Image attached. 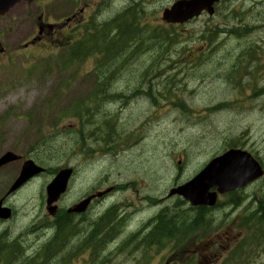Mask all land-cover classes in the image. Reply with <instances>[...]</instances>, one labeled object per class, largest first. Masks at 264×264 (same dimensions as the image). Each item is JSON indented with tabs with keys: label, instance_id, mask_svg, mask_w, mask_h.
I'll use <instances>...</instances> for the list:
<instances>
[{
	"label": "rangeland",
	"instance_id": "374dc122",
	"mask_svg": "<svg viewBox=\"0 0 264 264\" xmlns=\"http://www.w3.org/2000/svg\"><path fill=\"white\" fill-rule=\"evenodd\" d=\"M46 1L49 5L44 12L50 14V21L76 7V0ZM129 1L113 0L98 16H90V9L81 18H87L84 24L93 17L101 23L116 16ZM132 1L139 5L130 16H136L137 23L141 17L138 26L147 29L141 38L145 45L141 47L139 39L113 52L119 75L112 79L110 89L114 86L113 94H130L136 86L154 84L159 98L156 106L146 93L133 100L97 96L100 70L112 74L113 67L100 69L103 65L96 56L74 59L69 48L59 47L64 44L57 29L47 31L37 45L23 49L38 34L35 20L41 9L36 4L22 3L0 21V38L6 47V53L0 54V156L12 150L47 168L45 174L5 200L16 211L12 220L0 224V230L7 228L12 237L19 235L28 247L48 237L41 230L51 218L46 210V186L60 168L73 166L77 172L59 205L72 206L89 191L110 185L119 190H113L103 202L98 200L90 215L99 216L114 202L135 199L138 205L144 204L145 209L137 210L139 214L124 227L122 236H127L126 230L155 213L149 198H167L171 188L191 179L230 145L254 153L264 164V0H227L215 15H204L177 28L161 18L173 0ZM98 3L94 0L95 10ZM128 27L139 33L136 27ZM233 27L239 28L240 35L230 31ZM93 36V44H98ZM153 37L157 44L148 42ZM114 39L108 35V44ZM67 40L64 37L70 44ZM165 86L171 87L170 94ZM218 104L221 106L216 107ZM74 108L76 116L70 112ZM24 159L0 167V199L16 180ZM123 183L126 186L120 188L118 184ZM239 194L247 197L238 209L228 203L233 194L220 197L221 206L214 214L222 228L210 231L202 241L212 240L216 233L223 244L232 237V246L242 240L241 219L264 199V177ZM179 198L170 197L167 203H177ZM178 205L182 206L181 202ZM181 216L188 219L190 214L177 213L175 218ZM88 218L93 226L94 219ZM89 230L87 227L84 233ZM84 236L72 237L74 245L80 246ZM122 236L109 239L100 254H93L91 264H139L142 256L152 259L154 251L117 250ZM70 248L76 247L66 246ZM205 248L198 246L200 252ZM201 261L221 263L219 259ZM246 264H264V245Z\"/></svg>",
	"mask_w": 264,
	"mask_h": 264
},
{
	"label": "water",
	"instance_id": "95a60500",
	"mask_svg": "<svg viewBox=\"0 0 264 264\" xmlns=\"http://www.w3.org/2000/svg\"><path fill=\"white\" fill-rule=\"evenodd\" d=\"M22 0H0V16L7 13L12 7ZM33 1V0H28ZM215 0H183L176 3L171 9L164 13V19L168 22H185L198 15L199 7L206 8L212 12L211 4ZM201 8V9H202ZM3 48L0 43V52ZM19 159L13 152H7L0 159V166ZM44 169L35 164L33 160H27L22 168L21 174L10 192L15 191L30 178L42 172ZM72 169H64L58 173L56 178L48 186L49 204L57 200L67 188ZM264 171L260 163L247 151L231 149L222 156L213 159L207 167L200 172L193 180L171 191V194L179 193L189 199L193 204L216 203L217 193L210 192L212 187L217 186L219 192L224 193L237 187L245 186L254 179L262 176ZM102 194L100 193L99 196ZM92 198H89L78 205L76 210H85ZM57 208L52 207L54 214ZM10 208L2 207L0 201V218L7 219L11 216Z\"/></svg>",
	"mask_w": 264,
	"mask_h": 264
},
{
	"label": "trees",
	"instance_id": "16d2710c",
	"mask_svg": "<svg viewBox=\"0 0 264 264\" xmlns=\"http://www.w3.org/2000/svg\"><path fill=\"white\" fill-rule=\"evenodd\" d=\"M126 31L127 32L130 31V34L132 33V30L126 29ZM231 31L233 33L238 34V29L236 30L235 28H233ZM88 43L89 42H86L83 44H77V45L74 44V46L70 47V50H69L70 56H72L75 59L77 57H82V56L86 57L96 52H100V53L107 52L109 54L111 53V51H113L116 53L123 47L124 49L125 47H130L131 41L128 39V35L125 34V32H122V30H120L118 33H116L114 41H112L110 45L108 44L109 46L100 45L99 47L95 46L96 48H89ZM139 44H141V47L145 45L141 41V38H140ZM106 46H108L107 49L104 48ZM122 51H124V53L127 52L126 50H122ZM99 63L100 65H103L101 66L100 69H105V68L108 69L109 67H113L114 71L112 72V74L105 73L104 75V72L100 74L99 76L100 81H99V85L97 88L98 92L96 93L97 96L101 93L104 96L105 100H106V97L115 98V99H118V98L134 99V98H140L142 96L143 92L139 89L138 86L131 89L130 94L124 91L122 93L113 94V91H115L113 90L114 86L112 89H110V84H112V79L114 80V78L119 75L118 60L114 59V55H113V56H107V57L100 59ZM163 89H165L168 92V94L171 93L170 86H165ZM70 112L73 116H76L77 108L72 109ZM106 124H111V123L106 121ZM199 211L200 212L195 217L196 219L194 220V223L193 224L191 223V225L193 226L192 227L193 231L196 229L202 228L203 225L205 224L206 209L202 207L200 208ZM167 214L168 213H165V211L162 213V217L160 218V221L157 223L155 232L151 234L152 236H158L160 235V233L163 234V233H168V232H174V230L182 229V227L185 225L186 219L183 216H181V219L175 218V217L170 218V216L169 217L166 216ZM256 214L258 215L257 217L258 221L251 217H248L249 215L244 216L243 220L246 219L244 222L246 223L247 236L245 237L242 243L237 245L232 256L230 257L231 260L233 261L236 260L240 264H246L256 253L257 248L255 247L256 246L255 241H256V238L259 236V233L261 234L260 236L264 238V201H261V207L255 212L254 215ZM115 217L116 216L114 215V213L108 212L99 218L97 232L99 236L104 237V239L100 237L99 240L97 241V244L99 247L103 244L105 239L108 240L110 237H113L114 231L112 227L115 226L114 224L116 222ZM69 221H70V216L67 215V213L63 215L61 213L58 216L56 224H57V229L59 230V233H62L64 229L69 228V225H68ZM210 224L212 226L211 219H210ZM56 237L58 239V234ZM52 245L53 244H51L50 246Z\"/></svg>",
	"mask_w": 264,
	"mask_h": 264
},
{
	"label": "flooded vegetation",
	"instance_id": "af4514ba",
	"mask_svg": "<svg viewBox=\"0 0 264 264\" xmlns=\"http://www.w3.org/2000/svg\"><path fill=\"white\" fill-rule=\"evenodd\" d=\"M109 0H99V8L100 7H103V6H108L109 3H108ZM42 4H40L39 2L36 4L39 8H43V9H46L47 6L49 5L48 4V1H45V0H42L41 1ZM95 5L94 4V0H76V7L74 8L73 12L70 13L69 16H65L64 19L62 21H60L58 24H53L51 25L49 23V21L47 22L46 21V18L44 16V12L39 14L37 19L35 20V27L37 29L41 28L42 29V35H46L48 32L50 33V31H54L56 28L60 30L61 33H64L65 31V39L67 40V34H69V30H74L76 29V27L79 25L80 22H82V18L81 17V13L86 9V10H95ZM74 6V5H73ZM97 10V9H96ZM70 27V29L68 30L67 28ZM48 31V32H47ZM65 42V41H64ZM93 212V210H89L87 213H84V214H81L77 217V221L78 223H80V226H81V234H85V235H88L89 234V231H87L86 233H84L85 229H87V227L89 228V224L92 223L90 222V218L89 215ZM97 214L94 216V215H91V219H94V217H96ZM85 219V221L83 222L82 220ZM158 222V221H157ZM152 229H150L151 231ZM65 231V230H64ZM147 229H144V232L143 233H146ZM149 231V232H150ZM62 246L60 248V257L62 259H64V257L66 256V244H65V241L63 240V237H62ZM167 253V261H166V264H174L175 263V260H176V256L173 254L172 256H169L168 254H172V253H169V252H166ZM175 259V260H174ZM156 260H159V261H162V257H160L159 259H156Z\"/></svg>",
	"mask_w": 264,
	"mask_h": 264
},
{
	"label": "bare ground",
	"instance_id": "6f19581e",
	"mask_svg": "<svg viewBox=\"0 0 264 264\" xmlns=\"http://www.w3.org/2000/svg\"><path fill=\"white\" fill-rule=\"evenodd\" d=\"M157 37H153V39H149L148 42L152 43V44H157L159 41L158 40H155Z\"/></svg>",
	"mask_w": 264,
	"mask_h": 264
}]
</instances>
